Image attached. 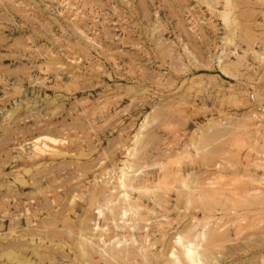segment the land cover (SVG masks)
<instances>
[{"label": "rangeland", "instance_id": "1", "mask_svg": "<svg viewBox=\"0 0 264 264\" xmlns=\"http://www.w3.org/2000/svg\"><path fill=\"white\" fill-rule=\"evenodd\" d=\"M62 1L0 0V264H264V0Z\"/></svg>", "mask_w": 264, "mask_h": 264}, {"label": "bare ground", "instance_id": "2", "mask_svg": "<svg viewBox=\"0 0 264 264\" xmlns=\"http://www.w3.org/2000/svg\"><path fill=\"white\" fill-rule=\"evenodd\" d=\"M69 2L70 1H66V0L62 1V3H64L65 6H70L71 4ZM70 7L72 8V6H70ZM223 20L227 24L228 17L225 16L223 18ZM138 137H139V134L136 137L134 136V138H135V141L133 143L134 146L132 148V151H130L129 155L127 154V156H129V157L135 156L136 147H137L136 144L138 145ZM35 140H38V139H35ZM48 140H50V139H48ZM40 143L44 144V142L41 140H40ZM37 144H38V142L33 141L32 147H35ZM193 146H195V143H193ZM38 149H39V147H38ZM129 168H130L129 160L124 161L122 163V166L118 168V172L116 175V186H117L119 191L116 194L115 200L121 201L122 203H124L125 207L127 208L128 212L131 215H136V212L138 210V208H137L138 206L137 207L133 206L132 200H131L130 195L127 191V187H128L127 173H128ZM151 187H154V186L151 185ZM105 208L110 209V211L112 210L111 206H109L108 204H103L102 207L99 209V214L103 215ZM95 228H98V226H96ZM212 237H213V231L207 229L206 224L197 228L193 237L187 236L183 232L176 233V235L174 237V244L171 246V249L169 251V261L173 264H208L207 263V254L205 251V244L208 243ZM120 243H121L120 240L115 241V244H117V245H120ZM139 248L141 249L142 246H139ZM81 249L83 251V247ZM101 251L106 253L108 256H112L109 253L108 249H106V248H102Z\"/></svg>", "mask_w": 264, "mask_h": 264}]
</instances>
